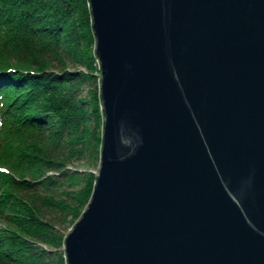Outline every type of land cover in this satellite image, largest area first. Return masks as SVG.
Segmentation results:
<instances>
[{"label": "water", "instance_id": "obj_1", "mask_svg": "<svg viewBox=\"0 0 264 264\" xmlns=\"http://www.w3.org/2000/svg\"><path fill=\"white\" fill-rule=\"evenodd\" d=\"M105 111L68 264H264V0H91Z\"/></svg>", "mask_w": 264, "mask_h": 264}, {"label": "trees", "instance_id": "obj_2", "mask_svg": "<svg viewBox=\"0 0 264 264\" xmlns=\"http://www.w3.org/2000/svg\"><path fill=\"white\" fill-rule=\"evenodd\" d=\"M95 41L90 0H0V264L67 260L59 230L98 173L60 185L103 142Z\"/></svg>", "mask_w": 264, "mask_h": 264}, {"label": "rangeland", "instance_id": "obj_3", "mask_svg": "<svg viewBox=\"0 0 264 264\" xmlns=\"http://www.w3.org/2000/svg\"><path fill=\"white\" fill-rule=\"evenodd\" d=\"M96 63H97V65L99 64V60L97 58V55H96ZM85 85H84V87H85ZM86 88L87 87H85L83 89L85 92H86ZM100 161H101V156L99 158L91 157V158H87V159H84V160H76V161H74L73 163L75 165L71 164V166H73L74 168H77V169L79 168L81 170V172H76L75 173L74 177H75L76 180H73V182L70 183L71 185H69L67 181H64L63 183H61L60 186L63 185L64 187H67V189L71 188V190L73 189L74 191H77L84 184V178L82 177V174H83V171L85 170V168H91L94 172L98 173L99 166H100ZM64 191L65 190L59 191L58 195H60V196L64 195L66 193ZM87 203H88L87 201H84V203H82L79 206V208H78L80 210H77L78 212H76V214H73V215L69 214L68 217L65 219L64 223L62 224L61 229L59 230V237L61 238V240H62V237H63V242H61V244H63V248H64L65 237H66L67 232L72 228V226H73L74 222L76 221V219L81 215V213H82L83 209L86 207ZM49 232L51 234L52 230L50 229ZM64 256H66V252L65 253L63 252V257ZM63 259H65L64 263L68 264V262H67L68 260H66L65 257ZM46 262H49V261L46 260Z\"/></svg>", "mask_w": 264, "mask_h": 264}, {"label": "bare ground", "instance_id": "obj_4", "mask_svg": "<svg viewBox=\"0 0 264 264\" xmlns=\"http://www.w3.org/2000/svg\"><path fill=\"white\" fill-rule=\"evenodd\" d=\"M90 3H91V0H90ZM91 11H92V8H91ZM92 15H93V13H92ZM93 22H94V17H93ZM94 33H95V31H94ZM95 35H96V33H95ZM96 51V50H95ZM96 54H97V56H98V59H99V61H100V75H101V78H100V92H101V88H102V73H101V58H100V56L98 55V53L96 52ZM100 97H101V94H100ZM101 101H102V98H101ZM102 106H103V102H102ZM103 110H104V107H103ZM104 114H106L105 113V111H104ZM106 117V116H105ZM104 124H105V118H104ZM102 137H103V141H104V125H103V135H102ZM102 144H103V142H102ZM101 149H102V146H101ZM100 164H101V161H100ZM99 169H100V166H99ZM98 172H99V170H98ZM98 175V174H97ZM94 189V188H93ZM92 192H93V190H92ZM91 196H92V194H91ZM90 199H91V197H90ZM89 199V200H90ZM87 206H88V203H87ZM64 249H65V244H64ZM65 252H66V256H67V260H68V254H67V251H66V249H65Z\"/></svg>", "mask_w": 264, "mask_h": 264}]
</instances>
